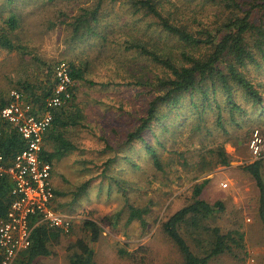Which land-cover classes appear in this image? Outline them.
<instances>
[{
  "label": "trees",
  "instance_id": "1",
  "mask_svg": "<svg viewBox=\"0 0 264 264\" xmlns=\"http://www.w3.org/2000/svg\"><path fill=\"white\" fill-rule=\"evenodd\" d=\"M6 1L12 5L18 0ZM119 1L128 6L132 14H137L139 21L145 20V28L141 32L142 37L132 35L123 39L119 35L121 40H114V43L130 51L135 59L144 57L147 64L142 65V68L150 66L157 70L150 76L151 70L138 69L142 74L136 82L145 89L150 100L146 113L139 118V124L129 132L125 142L133 148L134 142H141L144 153L140 150L136 157L116 154L102 163L101 190L106 179L109 194H121L129 199L128 194L139 187L140 176L144 177V173L150 171L151 175L160 177L165 172L160 148L166 146L169 133H173V143L185 130L194 134L205 129L210 137L218 131L231 140L234 137L233 129L237 130L236 138L240 139L249 135L245 131L247 127H253L251 132L258 129L264 135V0H93L91 5L82 7L67 23L74 37L83 38L88 34L109 41V36L99 32L97 27L103 22V17L110 14L109 6L114 7L110 4ZM257 14L260 15L258 18ZM21 21L20 15L12 13L3 25L0 24V48L8 51L20 49L15 44L13 34ZM69 65L75 82L70 88L72 97L54 111L43 151L44 158L53 165V184L58 207L61 208L67 205L60 201L65 193L55 185L54 170L59 160L77 149L71 139L70 129L81 125L86 116L77 101L76 84L83 80L89 81L83 68L72 62ZM53 70L48 69V75L40 85L20 82L17 89L24 93L27 100L42 104L46 97L54 94L57 80ZM89 82L95 84L91 80ZM7 103L8 98L0 96V111ZM147 132L152 135L151 140L146 137ZM24 144L17 128L0 117V150L5 157L12 160ZM111 147L107 145V148ZM119 157H123L132 175L138 177L127 180L126 177L107 172ZM143 158L150 162L149 170L143 168L142 162H138L143 161ZM201 158L203 163L210 161L213 168L219 163L228 165L231 156L220 145L206 149ZM263 165L264 160L258 159L242 168L253 176L260 189L259 214L264 237ZM92 181L93 178L84 181L75 192L76 197L85 193ZM210 181V178H206L196 183L193 186V201L161 224L163 232L183 255L184 260L180 264H207L214 256L228 251L232 241L239 243L244 240L243 233L224 234L218 227L209 228L205 225L210 216L225 209L220 200L210 203L202 198L203 190ZM12 187L10 179L0 180V221L7 216L13 201ZM127 199V223L138 220L146 228L149 208L135 206ZM66 211L73 214L74 209ZM118 213L116 215L120 216L122 211ZM183 225L213 233V246L207 255L199 256L192 250L181 232ZM83 230L88 233V238H79L72 245L69 256L71 264H95L92 244L100 240L103 227L93 219H85ZM69 233L48 224L37 225L32 231L31 245L19 253L13 264H33L39 257L53 255V247L60 244ZM146 253L144 247L134 251L118 248L121 257L139 264L145 261ZM2 261L0 249V264Z\"/></svg>",
  "mask_w": 264,
  "mask_h": 264
},
{
  "label": "rangeland",
  "instance_id": "2",
  "mask_svg": "<svg viewBox=\"0 0 264 264\" xmlns=\"http://www.w3.org/2000/svg\"><path fill=\"white\" fill-rule=\"evenodd\" d=\"M92 2L18 0L9 5L6 0H0L1 25L12 13L22 19L13 34L20 49L8 51L0 48V96L8 98L20 82L40 85L47 77L48 69H53L61 61L83 68L86 78L95 82L83 80L76 84L77 101L86 117L81 125L70 129L77 149L59 160L54 170L55 185L65 193L60 197V201L67 204L62 209H74L73 227L60 244L53 247V255L39 257L33 264H71L72 245L79 238H88V233L83 230L85 219H93L103 227L100 240L92 244L95 264H139L121 257L118 254L120 247L129 251L144 247L147 253L142 264H180L184 260L183 255L163 232L161 224L193 201V186L206 178L211 181L204 188L202 198L210 203L220 200L225 209L215 212L205 225L218 227L224 234H244V240L239 243L232 241L228 251L214 256L207 264H263L260 189L253 176L242 168L255 161L250 150L253 127H247L245 131L249 135L240 139L236 138L238 132L233 129L231 140L218 131L210 137L204 129L194 134L185 130L173 143V133H169L166 146L160 148L166 167L160 177L151 175L150 171L144 173V177L140 176L139 187L128 194L129 199L121 194H109L106 179L101 190L104 160L116 154L136 157L140 150L144 153L141 142H134V148L125 142L129 132L139 124V118L146 113L150 100L145 89L136 82L142 74L138 69L151 70L150 76L157 70L150 66L142 68L147 64L144 57L135 59L130 51L114 43V40H121L119 35L123 39L132 35L142 37L141 32L145 28V20L139 21L138 15L132 14V10L120 1L110 4L114 7L109 6L110 14L103 17V22L97 27L99 32L109 36V41L88 34L83 38L74 37L67 23L82 7ZM259 16L257 14L256 18ZM146 137L151 140L152 135L147 132ZM108 144L112 147L107 148ZM220 145L231 156L229 164L219 163L211 168L210 161L203 163L201 156L205 150ZM121 158L111 164L107 172L127 180L138 177L132 175ZM147 160L143 158L138 162L149 170L151 164ZM262 173L264 178V165ZM90 178L93 181L88 190L76 197L78 187ZM126 199L135 206L149 208L146 228L138 220L127 223ZM119 210L122 211L120 216L116 215ZM181 232L197 255L205 256L211 251L212 232L185 225Z\"/></svg>",
  "mask_w": 264,
  "mask_h": 264
},
{
  "label": "built area",
  "instance_id": "3",
  "mask_svg": "<svg viewBox=\"0 0 264 264\" xmlns=\"http://www.w3.org/2000/svg\"><path fill=\"white\" fill-rule=\"evenodd\" d=\"M53 71L57 80L54 94L46 97L42 104L27 100L22 91L14 89L0 111V117L15 126L25 141L12 160L0 150V180L12 181L14 197L7 216L0 221L2 264H13L19 253L31 245L32 231L37 225L48 224L66 233L73 227L75 216L58 207L53 165L43 156L45 136L52 126L54 111L72 97L70 88L74 85L66 61L57 63ZM250 150L254 160L264 157V135L258 129L252 133Z\"/></svg>",
  "mask_w": 264,
  "mask_h": 264
},
{
  "label": "crops",
  "instance_id": "4",
  "mask_svg": "<svg viewBox=\"0 0 264 264\" xmlns=\"http://www.w3.org/2000/svg\"><path fill=\"white\" fill-rule=\"evenodd\" d=\"M262 236H263V224H262ZM264 238V237H263ZM262 249H263V253H264V242L262 244ZM264 255V254H263ZM264 264V263H263Z\"/></svg>",
  "mask_w": 264,
  "mask_h": 264
}]
</instances>
